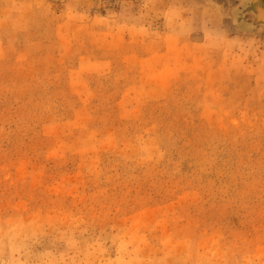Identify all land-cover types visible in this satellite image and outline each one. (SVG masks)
<instances>
[{
  "label": "rangeland",
  "instance_id": "374dc122",
  "mask_svg": "<svg viewBox=\"0 0 264 264\" xmlns=\"http://www.w3.org/2000/svg\"><path fill=\"white\" fill-rule=\"evenodd\" d=\"M0 264H264V0H0Z\"/></svg>",
  "mask_w": 264,
  "mask_h": 264
}]
</instances>
